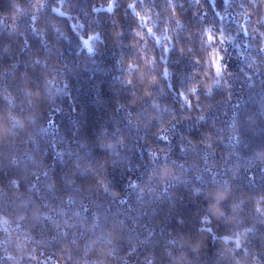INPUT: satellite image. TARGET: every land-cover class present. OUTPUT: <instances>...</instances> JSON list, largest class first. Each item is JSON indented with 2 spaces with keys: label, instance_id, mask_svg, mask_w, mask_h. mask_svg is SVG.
Returning <instances> with one entry per match:
<instances>
[{
  "label": "trees",
  "instance_id": "16d2710c",
  "mask_svg": "<svg viewBox=\"0 0 264 264\" xmlns=\"http://www.w3.org/2000/svg\"><path fill=\"white\" fill-rule=\"evenodd\" d=\"M261 17L0 0V264H264Z\"/></svg>",
  "mask_w": 264,
  "mask_h": 264
},
{
  "label": "clouds",
  "instance_id": "9594fccd",
  "mask_svg": "<svg viewBox=\"0 0 264 264\" xmlns=\"http://www.w3.org/2000/svg\"><path fill=\"white\" fill-rule=\"evenodd\" d=\"M258 210L264 211V209H259V208H258ZM246 231L247 230H245V232ZM222 239L224 241H227L229 239H235L236 247H239L241 245L242 235L238 234L236 236H224ZM10 258H11V256H10ZM237 264H243V262L242 261H237Z\"/></svg>",
  "mask_w": 264,
  "mask_h": 264
},
{
  "label": "snow or ice",
  "instance_id": "6c2138e0",
  "mask_svg": "<svg viewBox=\"0 0 264 264\" xmlns=\"http://www.w3.org/2000/svg\"><path fill=\"white\" fill-rule=\"evenodd\" d=\"M197 2H199V0H197ZM258 23H264V17H261V19L258 21ZM260 35L262 37H264V32L260 33ZM209 37L214 39V37H212L211 32H209ZM192 91H195V86L193 87ZM14 183H15V181H14Z\"/></svg>",
  "mask_w": 264,
  "mask_h": 264
}]
</instances>
